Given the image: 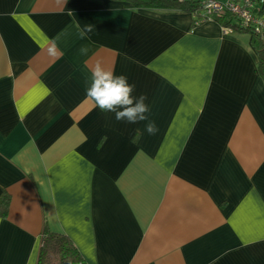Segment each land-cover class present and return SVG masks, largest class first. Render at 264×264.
<instances>
[{
  "label": "crops",
  "instance_id": "obj_1",
  "mask_svg": "<svg viewBox=\"0 0 264 264\" xmlns=\"http://www.w3.org/2000/svg\"><path fill=\"white\" fill-rule=\"evenodd\" d=\"M235 23L0 0V264H36L44 228L80 264H264V82ZM98 59L147 96L155 135L87 96Z\"/></svg>",
  "mask_w": 264,
  "mask_h": 264
},
{
  "label": "clouds",
  "instance_id": "obj_2",
  "mask_svg": "<svg viewBox=\"0 0 264 264\" xmlns=\"http://www.w3.org/2000/svg\"><path fill=\"white\" fill-rule=\"evenodd\" d=\"M91 27H87L79 33L81 39L86 37ZM88 46L80 48L81 55H87ZM50 54L55 51L50 49ZM135 84L129 83L125 74L116 75L112 68H106L102 60H96L91 69V82L87 88V96L91 98L102 112L115 114L117 121L128 123L146 122L145 130L149 135L158 132L156 122L150 119V107L146 103L147 96L144 94L133 95Z\"/></svg>",
  "mask_w": 264,
  "mask_h": 264
},
{
  "label": "trees",
  "instance_id": "obj_3",
  "mask_svg": "<svg viewBox=\"0 0 264 264\" xmlns=\"http://www.w3.org/2000/svg\"><path fill=\"white\" fill-rule=\"evenodd\" d=\"M96 3L120 2L129 10H151L164 13L197 15L200 0H87ZM247 33V32H246ZM249 46L258 60V72L264 82V43L248 34ZM9 197L0 189V219L7 215ZM81 258L72 243L64 236L43 229L36 264H80Z\"/></svg>",
  "mask_w": 264,
  "mask_h": 264
},
{
  "label": "built area",
  "instance_id": "obj_4",
  "mask_svg": "<svg viewBox=\"0 0 264 264\" xmlns=\"http://www.w3.org/2000/svg\"><path fill=\"white\" fill-rule=\"evenodd\" d=\"M264 0H203L199 4V13L196 15L198 23H211L227 18L234 19V29L254 35L264 43V23L254 15L255 8L263 6ZM227 32L231 30L224 29Z\"/></svg>",
  "mask_w": 264,
  "mask_h": 264
},
{
  "label": "bare ground",
  "instance_id": "obj_5",
  "mask_svg": "<svg viewBox=\"0 0 264 264\" xmlns=\"http://www.w3.org/2000/svg\"><path fill=\"white\" fill-rule=\"evenodd\" d=\"M4 168H5L4 164L3 165L0 164V172H3L4 171Z\"/></svg>",
  "mask_w": 264,
  "mask_h": 264
}]
</instances>
